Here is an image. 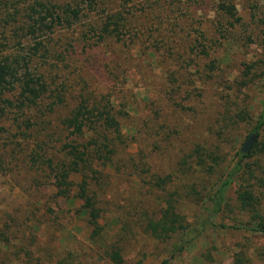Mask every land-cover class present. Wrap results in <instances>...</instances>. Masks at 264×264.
<instances>
[{
  "label": "rangeland",
  "instance_id": "rangeland-1",
  "mask_svg": "<svg viewBox=\"0 0 264 264\" xmlns=\"http://www.w3.org/2000/svg\"><path fill=\"white\" fill-rule=\"evenodd\" d=\"M37 3L71 5L79 14L52 32L30 34L24 27ZM219 3L233 4L239 21L224 18ZM106 21L116 30L110 35L100 31ZM37 41L44 49L34 58H45L55 85L64 77L65 87L76 89L83 78L110 94L121 112L123 142L115 168L99 167L98 183L90 187L97 213L91 225L76 197L81 176L71 175L70 185L31 169L28 150L20 152L19 130L4 117L0 264H158L178 238L156 239L147 223L160 216L170 194L182 224L195 228L172 264H233L242 254L249 259L243 264H264V234L241 229L249 216L235 203L240 185L264 177L257 152L264 132L244 160L254 175L234 178L219 212L209 213L210 202H204L256 122L264 83V0H0V58L29 55ZM158 177L169 181L159 187Z\"/></svg>",
  "mask_w": 264,
  "mask_h": 264
},
{
  "label": "trees",
  "instance_id": "trees-1",
  "mask_svg": "<svg viewBox=\"0 0 264 264\" xmlns=\"http://www.w3.org/2000/svg\"><path fill=\"white\" fill-rule=\"evenodd\" d=\"M218 9L224 18L239 21L233 4L219 3ZM29 12L31 24L24 29L34 35L44 30L51 31L55 24H61L71 17L76 18L79 14V10L71 5L58 7L41 3L31 7ZM110 25L106 21L100 29L101 33L110 35L115 32ZM230 25L233 23L230 22ZM41 49H44V44L37 41L29 55L12 52L0 58V133L8 130L2 121L5 117L11 121L9 126L19 130V137L24 141L18 143L20 152L28 150L26 157L31 169L39 170L46 176L55 175L70 185H73L71 175H80L81 180L75 184L76 197L83 201L89 223L94 225L97 213L90 187L98 183L99 167L111 170L116 166L114 156L117 145L123 142L119 120L121 112L110 103V94L100 93L83 78L76 82V89H67L64 77L59 87L55 85V79L43 68L45 58H34ZM200 52L207 54L205 45H201ZM262 87L258 115L250 132L255 134V140L264 132V83ZM257 144L254 143L247 154L237 152V159L227 171L225 179L210 196L205 197L204 202H210L209 213L219 212L226 204V189L236 176L254 175L252 167L244 160L256 152ZM257 152L264 157V141ZM195 153L200 154L198 147ZM254 179L255 183L242 184L236 190V206L240 212L249 216L247 226L239 228L264 234V217L261 212L264 208V177L254 175ZM167 181L168 177H158L155 185L162 187ZM169 196L173 197L172 194ZM170 197L166 199V207L160 216L147 223V230L156 239L167 240L175 235L178 238L176 249L158 264H172L175 253L181 252L192 242V233L195 232L191 225L182 224L183 217L176 211ZM208 221L211 222L212 218ZM224 228L238 227L227 225ZM246 261L249 259L242 254L235 258L233 264Z\"/></svg>",
  "mask_w": 264,
  "mask_h": 264
},
{
  "label": "water",
  "instance_id": "water-1",
  "mask_svg": "<svg viewBox=\"0 0 264 264\" xmlns=\"http://www.w3.org/2000/svg\"><path fill=\"white\" fill-rule=\"evenodd\" d=\"M254 140H255V134L250 133L249 136L247 137L246 141L241 146V149H240L241 152L244 154H247L250 151V148H251L252 144L254 143Z\"/></svg>",
  "mask_w": 264,
  "mask_h": 264
}]
</instances>
